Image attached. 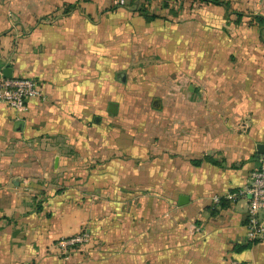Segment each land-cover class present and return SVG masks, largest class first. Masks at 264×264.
I'll return each instance as SVG.
<instances>
[{
    "label": "crops",
    "instance_id": "1",
    "mask_svg": "<svg viewBox=\"0 0 264 264\" xmlns=\"http://www.w3.org/2000/svg\"><path fill=\"white\" fill-rule=\"evenodd\" d=\"M112 1L0 0V73L34 81L41 94L24 114L0 104V264H56V243L81 231L102 235L109 211L114 244L128 236L133 263L264 264V238L236 252L248 244L246 202L210 209L212 196L242 187L264 157L256 149L264 145V25L256 24L264 23V0L168 8L153 0V21L131 0L109 10ZM121 23L128 33L136 23L188 26L181 117L163 122L161 134L162 155L181 158V180L170 183L181 186L174 213L169 181L132 165L152 153L136 139L108 137L100 122L106 58L121 56ZM180 196L188 199L181 207Z\"/></svg>",
    "mask_w": 264,
    "mask_h": 264
},
{
    "label": "rangeland",
    "instance_id": "2",
    "mask_svg": "<svg viewBox=\"0 0 264 264\" xmlns=\"http://www.w3.org/2000/svg\"><path fill=\"white\" fill-rule=\"evenodd\" d=\"M111 5L109 10L119 4L113 0ZM109 15L111 16L107 17V21L112 20L115 14L110 12ZM95 18L96 15H92V19ZM124 24L128 25V23ZM135 26L136 32H133L132 27L128 33L123 23L115 30L116 33H121V56L109 58L107 54L105 87L107 105L114 103L117 106V114L108 113L106 105L104 119L100 122L106 125L108 137L112 138L115 134L118 139H136L139 146L147 150L148 154L152 153V156L148 155L146 160H138L132 164L141 166L139 172L147 165L153 170L155 178H165L169 184H172L181 180V158L175 155H162L164 152L162 148L167 144L168 138L165 133L161 135L164 127L162 123L166 122L168 126L169 117H181V40L188 38L183 34L188 26L187 23H136ZM110 31L113 33V28ZM192 37L191 32L189 36L191 41ZM170 63L171 66L167 69V64ZM114 72L119 73V76ZM123 77H125L124 82H122ZM142 141L149 142V147L147 148V144ZM177 159H180L179 162L176 161ZM166 168L168 174L163 176L159 171ZM171 184L165 190L169 192L171 200L170 212L174 213L177 207L175 196L181 194V186L177 187L176 182L174 186ZM103 223L105 233L90 239L88 237V242L85 244L61 248L59 245L61 240H59L55 246L58 253L56 264L133 263L131 259L136 253L130 249L128 236L125 237L127 242H122L121 245L114 244L112 212L109 211ZM84 234L81 231L73 237ZM66 239L69 238L63 240ZM179 244L181 246V242ZM140 263L143 264V262L133 264Z\"/></svg>",
    "mask_w": 264,
    "mask_h": 264
},
{
    "label": "built area",
    "instance_id": "3",
    "mask_svg": "<svg viewBox=\"0 0 264 264\" xmlns=\"http://www.w3.org/2000/svg\"><path fill=\"white\" fill-rule=\"evenodd\" d=\"M41 94L34 81L25 78H3L0 73V104L17 114L26 112L29 99L40 98ZM246 202L245 238L249 243L264 238V157L259 159L258 168L253 171L242 187L225 195L210 198V209L214 211L222 203ZM88 242V235L61 239V248L78 246Z\"/></svg>",
    "mask_w": 264,
    "mask_h": 264
},
{
    "label": "trees",
    "instance_id": "4",
    "mask_svg": "<svg viewBox=\"0 0 264 264\" xmlns=\"http://www.w3.org/2000/svg\"><path fill=\"white\" fill-rule=\"evenodd\" d=\"M86 1V0H85ZM153 0H131V2L133 3V5H136V11L138 13H143L145 19L147 21H153L155 19L158 18V16H155V15H149L147 13V9H148V6L152 3ZM184 1V0H164V4L163 6L165 8H168V4L169 2L173 3V4H181V2ZM193 2H197L198 4H201V5H223L224 7H227L226 4H223L220 0H192ZM259 23H256L257 25L259 26H262L264 25V23H261L262 21L260 19H257ZM61 193V190H57L55 192V195H59ZM222 205V204H221ZM220 205V206H221ZM43 211V205H42V202H39V203H36L35 205V212L36 213H41ZM256 242L258 241H255L253 243H249L247 244L246 247H242L238 250H236V252H243V251H246L250 248V246H252L253 244H255Z\"/></svg>",
    "mask_w": 264,
    "mask_h": 264
},
{
    "label": "water",
    "instance_id": "5",
    "mask_svg": "<svg viewBox=\"0 0 264 264\" xmlns=\"http://www.w3.org/2000/svg\"><path fill=\"white\" fill-rule=\"evenodd\" d=\"M2 76L3 78H11V71L9 69H4L2 70ZM125 81V77L122 78V82ZM107 112L110 113L111 115H116L117 114V107L115 104L110 103L107 107ZM257 154L260 156H264V145H258L257 146ZM188 199L185 196H180L178 198V206L181 207V205L185 204Z\"/></svg>",
    "mask_w": 264,
    "mask_h": 264
}]
</instances>
